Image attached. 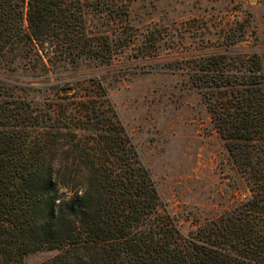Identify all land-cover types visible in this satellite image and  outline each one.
Segmentation results:
<instances>
[{
  "label": "trees",
  "instance_id": "1",
  "mask_svg": "<svg viewBox=\"0 0 264 264\" xmlns=\"http://www.w3.org/2000/svg\"><path fill=\"white\" fill-rule=\"evenodd\" d=\"M136 34L127 0H0V66L109 63ZM150 40L152 32L142 53H157ZM190 79L250 197L185 231L105 85L78 76L42 104L19 93L0 99V264H24L44 248L58 252L40 264H264L261 55L194 54Z\"/></svg>",
  "mask_w": 264,
  "mask_h": 264
},
{
  "label": "rangeland",
  "instance_id": "2",
  "mask_svg": "<svg viewBox=\"0 0 264 264\" xmlns=\"http://www.w3.org/2000/svg\"><path fill=\"white\" fill-rule=\"evenodd\" d=\"M127 2L136 38L111 62L58 61L49 70L0 66V99L19 93L42 104L59 84L84 75L99 78L166 208L187 231L252 195L211 119L202 89L190 79V64L194 54L220 51H256L264 64V0ZM95 12L88 15L92 27L100 19ZM239 28L244 38L228 45L225 33ZM151 32L157 53L144 54ZM57 252L34 250L23 262L40 264Z\"/></svg>",
  "mask_w": 264,
  "mask_h": 264
}]
</instances>
